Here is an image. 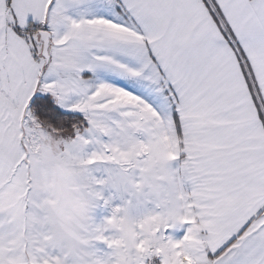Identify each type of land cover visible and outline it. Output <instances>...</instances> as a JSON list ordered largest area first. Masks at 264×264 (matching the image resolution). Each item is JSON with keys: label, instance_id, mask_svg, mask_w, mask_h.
<instances>
[{"label": "snow or ice", "instance_id": "snow-or-ice-1", "mask_svg": "<svg viewBox=\"0 0 264 264\" xmlns=\"http://www.w3.org/2000/svg\"><path fill=\"white\" fill-rule=\"evenodd\" d=\"M0 264H264V0H0Z\"/></svg>", "mask_w": 264, "mask_h": 264}]
</instances>
